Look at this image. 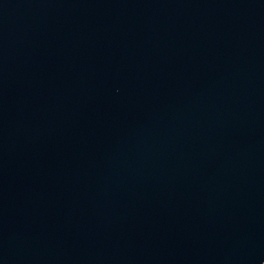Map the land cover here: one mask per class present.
<instances>
[{
  "label": "water",
  "instance_id": "obj_1",
  "mask_svg": "<svg viewBox=\"0 0 264 264\" xmlns=\"http://www.w3.org/2000/svg\"><path fill=\"white\" fill-rule=\"evenodd\" d=\"M0 264H264V0H0Z\"/></svg>",
  "mask_w": 264,
  "mask_h": 264
}]
</instances>
